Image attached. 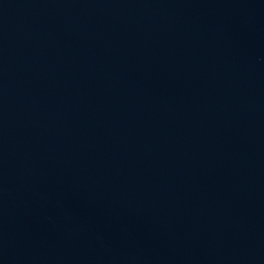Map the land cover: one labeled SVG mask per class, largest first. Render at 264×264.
<instances>
[{
  "label": "water",
  "instance_id": "water-1",
  "mask_svg": "<svg viewBox=\"0 0 264 264\" xmlns=\"http://www.w3.org/2000/svg\"><path fill=\"white\" fill-rule=\"evenodd\" d=\"M0 264H264V0H0Z\"/></svg>",
  "mask_w": 264,
  "mask_h": 264
}]
</instances>
